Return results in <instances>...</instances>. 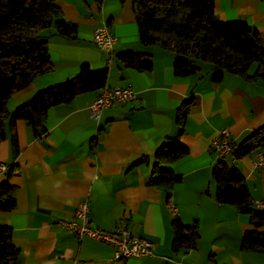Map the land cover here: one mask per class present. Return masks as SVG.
I'll return each mask as SVG.
<instances>
[{
    "label": "crops",
    "instance_id": "0c3cea01",
    "mask_svg": "<svg viewBox=\"0 0 264 264\" xmlns=\"http://www.w3.org/2000/svg\"><path fill=\"white\" fill-rule=\"evenodd\" d=\"M56 5L60 17L76 23V34L65 38L53 27L40 32L47 36L52 69L13 92L7 112L28 102L36 91L74 76L82 63L91 69L107 68L105 85L130 86L136 98L103 109L95 122L87 106L96 93H80L47 110L46 131L39 136L18 119L13 127L16 153L6 118L0 163L11 173L7 178L0 172V183L7 180L15 186L16 205L0 212V224L11 229L18 249L16 264H264V252L240 248L244 233L254 229L248 214L215 199L211 170L217 158L210 148L221 128L237 143L264 122V79L225 73L220 82H213L212 64L205 61H197L195 73L174 74L172 50L139 42L131 0H57ZM214 16L218 21L245 22L258 30L264 44V0H214ZM102 22L115 36L109 51L92 42ZM123 51L149 55L150 69L126 66L118 57ZM190 96L193 103L176 136V107ZM174 136L187 152L165 165L181 176L169 200L183 224L197 222L198 233L195 248L175 253L170 248L172 215L164 189L147 183L153 153ZM250 155L238 158L234 167L253 206L259 204L257 209L264 211V169L253 168ZM141 157L147 161L134 164ZM225 160L230 163L228 157ZM85 197L93 226L106 231L124 227L150 240L152 254L112 259L110 245L88 236L78 238L58 226L56 220L71 219ZM255 230L264 232V218Z\"/></svg>",
    "mask_w": 264,
    "mask_h": 264
},
{
    "label": "trees",
    "instance_id": "16d2710c",
    "mask_svg": "<svg viewBox=\"0 0 264 264\" xmlns=\"http://www.w3.org/2000/svg\"><path fill=\"white\" fill-rule=\"evenodd\" d=\"M57 0H0V140L4 138V122L9 120L11 145L17 152L14 122L23 120L34 136L46 131L47 110L59 103L69 102L83 92L96 94L105 86L107 68L91 69L87 63L78 72L59 83L36 91L31 99L18 105L10 114L6 102L13 92L26 87L32 80L52 69L46 42L40 32L50 27L54 33L73 38L76 23L60 17ZM137 25L138 40L142 45L159 43L175 54L173 71L176 75H190L199 66L197 61L212 64L213 82H220L225 73L244 79H264V44L257 29L243 21H218L214 16V0H131ZM119 59L136 70H149L151 58L135 51H123ZM253 71L250 73V68ZM193 97L183 99L176 107L174 122L176 136L183 131L186 115ZM168 137L153 153V163L147 183L164 189L166 200L174 183L181 180L165 165L186 154V147L177 137ZM232 154L238 159L264 146V122L252 129L239 142L233 143ZM147 161L141 157L134 162ZM11 170L5 172L10 176ZM216 185L215 199L229 204L249 216L254 229L244 233L240 248L264 252V232H257L264 211L253 206L243 177L234 165L217 159L211 170ZM16 205L15 186L7 180L0 183V212H8ZM171 250L195 248L198 239L197 222L189 225L178 216L170 222ZM9 226L0 224V264H16L18 249L14 246Z\"/></svg>",
    "mask_w": 264,
    "mask_h": 264
},
{
    "label": "built area",
    "instance_id": "2783aa9c",
    "mask_svg": "<svg viewBox=\"0 0 264 264\" xmlns=\"http://www.w3.org/2000/svg\"><path fill=\"white\" fill-rule=\"evenodd\" d=\"M115 41V36L110 32L105 22H102L92 33V42L102 50L109 51ZM110 62L108 57L107 63ZM136 98L135 90L130 86H103V88L92 98L87 106L89 117L97 122L103 109L112 105H120ZM231 138L226 128L216 131L210 141V148L214 152L217 159H225L228 157L230 163L235 165L237 158L232 154ZM250 162L253 168L264 169V150L256 149L250 155ZM9 167L0 163V172H6ZM166 205L172 215L177 216L176 206L169 200ZM256 204V208H259ZM88 199H81L74 211L73 217L59 218L56 224L73 233L76 237L88 236L95 240L104 242L113 248L112 259H127L130 257H139L152 254L153 243L144 238L137 236L124 227L115 229L114 231H106L90 223L88 216Z\"/></svg>",
    "mask_w": 264,
    "mask_h": 264
}]
</instances>
